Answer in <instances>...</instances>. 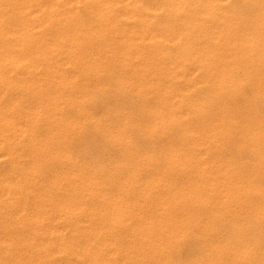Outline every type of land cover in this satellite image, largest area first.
Instances as JSON below:
<instances>
[{
    "label": "bare ground",
    "instance_id": "obj_1",
    "mask_svg": "<svg viewBox=\"0 0 264 264\" xmlns=\"http://www.w3.org/2000/svg\"><path fill=\"white\" fill-rule=\"evenodd\" d=\"M72 1L0 0V264H166L197 229L206 252L195 264H264V15L224 19L222 27L178 15L153 30L142 12L119 13V1L89 0V16ZM249 3L264 8V0ZM160 41L184 51L140 45ZM90 53L97 63L109 56L133 65L135 92L155 101L141 120H129L144 137L170 138L173 131L158 126H177L160 157L133 156L122 144L127 162L115 169L130 174L115 189H108L113 176L98 180L103 168L68 150L89 118L81 106L86 91L101 85L78 80L64 65L85 76ZM144 57L150 63L140 68ZM200 68L213 92L193 100L190 76ZM150 69L160 77L148 78ZM244 85H254L259 101L247 96L244 106L228 107L220 95H245ZM214 96L218 113L201 115ZM65 106L85 118L62 116ZM187 115L198 121L186 124ZM227 141L259 159H232L223 151ZM250 218L254 227L245 225ZM220 225L238 233L224 236Z\"/></svg>",
    "mask_w": 264,
    "mask_h": 264
},
{
    "label": "rangeland",
    "instance_id": "obj_2",
    "mask_svg": "<svg viewBox=\"0 0 264 264\" xmlns=\"http://www.w3.org/2000/svg\"><path fill=\"white\" fill-rule=\"evenodd\" d=\"M116 1H119V5L116 7L119 13H125L127 9L132 13L142 12L146 15L148 21H150L153 30H163L164 27L171 23L173 18L178 15L182 18L190 17L204 22L211 19L212 25L215 27H222L223 25L221 22L224 19L237 21L240 15L248 19L264 15V8L262 7V9H260L257 6H253L249 3L250 0H185L184 8L178 7V5L181 6L178 4L180 0ZM128 2L130 3L129 5ZM72 5L84 16H89L91 14L89 0H74L72 1ZM128 22L132 25H138L139 23L135 18H130ZM140 45L145 49H152L159 46L173 56L182 54L184 51L183 44H172L167 41H160V44ZM207 45L211 46L212 44ZM108 53L103 54L106 55ZM91 55L92 53H90L88 60L84 64L86 68L85 76H81V74L76 71L73 64L68 63L64 65V71L69 75H78V80L84 77L86 84L96 81L101 85V89L98 88L99 90L96 89V91H93L92 88L89 87L86 91L87 99L81 106L85 111L83 113L84 116L89 118L86 120L85 128L81 129L79 135L69 139L68 150H70L74 159L85 161L90 167H102L103 172L98 176V180H111L113 176V183H111V188L108 189H115L123 187L126 177L130 174L127 168L120 171H116L115 169L118 166H123V164L127 162L123 152V146L127 144L131 150H133V156L136 157H140L142 154L160 157V147H168L174 144L177 126L172 125L168 121L158 126L173 131V137L169 138L155 135L154 140H150L146 136L144 137L139 131L138 125H134V123L130 121L141 120L148 109L155 107V101L151 95L144 98L135 92L134 82L137 75L134 73L133 65L125 64L121 61L114 62L109 56L102 58L99 61L100 63H97L96 55ZM149 61L150 60L145 57L139 58L136 60V65L142 68L150 63ZM150 70L151 72H148L146 75L148 78L160 77L157 76L160 75L158 72L153 69ZM235 72L237 80L244 79L245 75L242 69H237ZM190 78L194 85L188 90V97H190V99L197 100L202 95L206 96L212 94L213 86L204 81L203 69L194 70ZM181 84H184V81H182ZM253 86L254 85L245 87L244 85L242 92L244 90L245 95L241 93L237 96H230L227 94L220 96L228 107L236 105L244 106L247 96L251 97L254 102L259 101V98L253 93ZM213 99L214 102L211 103L209 110L208 107L199 110L201 115L208 116L211 110L218 113L219 108L217 103L219 99L215 98V96ZM231 111H233V109H231ZM61 115L66 118H85L79 117V114L75 113L74 109L69 106L63 108ZM90 117L95 121L94 123H89ZM126 118H128L127 122ZM182 121L186 124H194L198 119H193L192 116L187 115ZM96 124H99L98 127ZM40 126L39 132L44 133L45 126ZM128 138L132 139L133 142H126ZM223 146V151H225L229 157H233L232 159L238 157L246 163H255L259 159L257 153L253 154L247 148L243 149L241 147V149H237L233 141H227ZM261 149H264V147ZM208 161L209 160L205 159V162ZM109 170H111V172H109ZM245 225L254 227L251 218ZM127 226L126 231H130L134 226V221H130ZM218 231H224V236L230 238L238 233V230H235V228H232L230 225H220ZM204 234L205 233L201 230H195L190 237L186 238L185 243H183L181 254H178L177 249L176 251H172V259L166 264H195L196 258H198L200 254L206 252V237ZM214 238H216L214 235L209 236L210 240ZM249 239L250 238L246 239V241H249Z\"/></svg>",
    "mask_w": 264,
    "mask_h": 264
}]
</instances>
